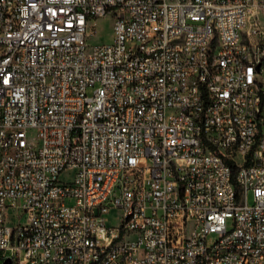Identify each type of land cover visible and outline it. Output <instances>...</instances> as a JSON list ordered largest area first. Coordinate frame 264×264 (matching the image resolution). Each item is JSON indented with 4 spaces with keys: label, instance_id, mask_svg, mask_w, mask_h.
Segmentation results:
<instances>
[{
    "label": "built area",
    "instance_id": "1",
    "mask_svg": "<svg viewBox=\"0 0 264 264\" xmlns=\"http://www.w3.org/2000/svg\"><path fill=\"white\" fill-rule=\"evenodd\" d=\"M8 259L264 264V0H0Z\"/></svg>",
    "mask_w": 264,
    "mask_h": 264
},
{
    "label": "rangeland",
    "instance_id": "2",
    "mask_svg": "<svg viewBox=\"0 0 264 264\" xmlns=\"http://www.w3.org/2000/svg\"><path fill=\"white\" fill-rule=\"evenodd\" d=\"M94 36H90L87 38V43L90 46H97V45H103V44H109L112 42L113 39V22L110 17H106L104 19L98 20L96 23V28L94 32ZM63 179H66V176L63 177ZM248 203L253 204V195L250 192L248 194ZM118 214L113 213L111 215L110 222L111 224L116 225L117 224V219ZM214 237L209 239V241H212ZM18 264V263H15Z\"/></svg>",
    "mask_w": 264,
    "mask_h": 264
},
{
    "label": "trees",
    "instance_id": "3",
    "mask_svg": "<svg viewBox=\"0 0 264 264\" xmlns=\"http://www.w3.org/2000/svg\"><path fill=\"white\" fill-rule=\"evenodd\" d=\"M234 181H235V179H234ZM241 195H242V188L240 186H237V196H238V198H240ZM13 264H15V263H13Z\"/></svg>",
    "mask_w": 264,
    "mask_h": 264
},
{
    "label": "water",
    "instance_id": "4",
    "mask_svg": "<svg viewBox=\"0 0 264 264\" xmlns=\"http://www.w3.org/2000/svg\"><path fill=\"white\" fill-rule=\"evenodd\" d=\"M4 264H12V262H11L10 259H8V260H6V261L4 262Z\"/></svg>",
    "mask_w": 264,
    "mask_h": 264
}]
</instances>
